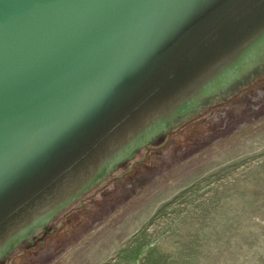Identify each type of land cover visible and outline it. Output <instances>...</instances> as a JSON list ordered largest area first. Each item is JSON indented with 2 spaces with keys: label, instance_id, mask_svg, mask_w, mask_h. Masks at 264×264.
<instances>
[{
  "label": "water",
  "instance_id": "water-1",
  "mask_svg": "<svg viewBox=\"0 0 264 264\" xmlns=\"http://www.w3.org/2000/svg\"><path fill=\"white\" fill-rule=\"evenodd\" d=\"M263 131L264 0H0V264H79Z\"/></svg>",
  "mask_w": 264,
  "mask_h": 264
},
{
  "label": "rangeland",
  "instance_id": "rangeland-1",
  "mask_svg": "<svg viewBox=\"0 0 264 264\" xmlns=\"http://www.w3.org/2000/svg\"><path fill=\"white\" fill-rule=\"evenodd\" d=\"M79 264H264V131L112 228Z\"/></svg>",
  "mask_w": 264,
  "mask_h": 264
},
{
  "label": "trees",
  "instance_id": "trees-1",
  "mask_svg": "<svg viewBox=\"0 0 264 264\" xmlns=\"http://www.w3.org/2000/svg\"><path fill=\"white\" fill-rule=\"evenodd\" d=\"M51 228V227H50Z\"/></svg>",
  "mask_w": 264,
  "mask_h": 264
}]
</instances>
